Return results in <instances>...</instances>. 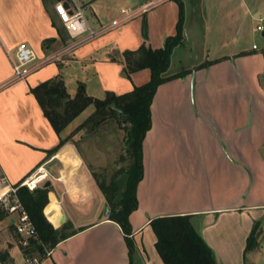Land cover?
I'll return each mask as SVG.
<instances>
[{
    "label": "crops",
    "instance_id": "1",
    "mask_svg": "<svg viewBox=\"0 0 264 264\" xmlns=\"http://www.w3.org/2000/svg\"><path fill=\"white\" fill-rule=\"evenodd\" d=\"M153 1L0 0V186L3 180L15 186L44 171L50 177L45 184L52 187L49 204L56 197L61 212L47 214L48 204L46 217L58 229L63 225L54 219L64 213L71 232H78L40 264H164L150 223L174 216L191 217L217 264H257L264 234V32L257 27L264 26V0H168L143 9ZM59 2L89 10L94 30L117 25L12 82L10 57L19 45L43 59L70 43L53 26V19L61 24L55 11ZM181 6L182 42L173 48L163 74L167 81L154 96L152 126L143 143L139 206L130 216L131 260L126 235L108 219L106 198L77 144L69 141L48 155L60 138L30 90L58 75L71 97L82 85L89 96L103 99L107 92L121 95L148 83L150 70L124 76L123 53L144 44L163 48L177 33ZM124 11L135 15L122 21ZM49 39L54 41L44 47ZM91 113L88 108L73 124L78 127ZM68 129L63 138L74 131ZM72 150L81 165L70 163ZM11 223L13 217L7 226ZM257 226V247L246 252ZM16 248L9 251L14 264Z\"/></svg>",
    "mask_w": 264,
    "mask_h": 264
},
{
    "label": "trees",
    "instance_id": "2",
    "mask_svg": "<svg viewBox=\"0 0 264 264\" xmlns=\"http://www.w3.org/2000/svg\"><path fill=\"white\" fill-rule=\"evenodd\" d=\"M53 26L61 40L68 42L69 36L64 25L53 19ZM183 26L184 11L181 6L177 33L166 41L163 48L151 49L144 44L135 51L128 50L123 53L125 77L131 79L134 73L142 70L151 72L150 81L135 87L131 92L121 95L107 92L103 99H99L89 96L82 85L77 94L71 97L61 75L44 81L30 90L60 138L58 146L48 151L49 156L55 155L78 132L96 131L113 119L125 129L128 167L120 171L123 175L121 180L114 177L110 185L103 182L98 186L110 209L108 219L117 223L126 235L131 260L135 248L130 238L133 234L130 216L139 206L137 191L144 175L143 143L152 126L151 105L159 86L167 81L163 74L169 67L173 48L182 42ZM53 41L54 39L45 40L44 47ZM91 107L92 113L69 136L63 138L62 134ZM93 176L96 177V174L93 173ZM19 184L15 186L18 187ZM51 191V185L45 187V184L39 185L33 191L27 187H20L17 191L20 202L38 233L36 239H30L27 247L21 248L25 258H35L38 255L42 260L46 258L48 251H52L59 243L78 233L68 232L69 223L57 229L46 217L44 210L50 202ZM7 216L6 210L0 205V223ZM150 224L157 238L156 249L164 264H217L213 251L193 226L190 216L159 217ZM10 227L16 230L14 224L11 223ZM84 229L86 228L80 231ZM257 235L258 226L249 238L246 252L257 247ZM0 262L14 264L8 251L0 255Z\"/></svg>",
    "mask_w": 264,
    "mask_h": 264
},
{
    "label": "built area",
    "instance_id": "3",
    "mask_svg": "<svg viewBox=\"0 0 264 264\" xmlns=\"http://www.w3.org/2000/svg\"><path fill=\"white\" fill-rule=\"evenodd\" d=\"M168 0H156L148 5L144 6L143 9H149L150 7L156 6L159 3ZM55 11L58 14L60 22L64 25L70 43L64 47L63 50L52 54L43 59H39L35 51L27 46L21 44L18 46L14 57H10L11 63L14 70L12 82L26 79L29 75L41 69L45 65L60 61L63 56L75 52L83 45L91 42L97 37L101 36L114 26L110 25L100 30H94L89 24L88 18L81 6L75 4L74 7L67 8L63 2H59L55 6ZM135 15L134 12L124 11V17L122 21L131 19ZM257 31L264 32V26L260 25L257 27ZM254 48H257L254 46ZM47 173L40 175H32L29 178L22 181L18 187L9 185L5 180L2 181L0 191L6 189L0 198V205L6 210L8 215H13L16 218L14 225L17 233L22 237L21 244L23 247L29 245L30 239H36L38 236L37 230L22 203L17 195V191L20 187H27L30 191L35 190L42 179H46ZM51 254V251L47 252V256ZM41 259L39 258H25V264H40Z\"/></svg>",
    "mask_w": 264,
    "mask_h": 264
},
{
    "label": "rangeland",
    "instance_id": "4",
    "mask_svg": "<svg viewBox=\"0 0 264 264\" xmlns=\"http://www.w3.org/2000/svg\"><path fill=\"white\" fill-rule=\"evenodd\" d=\"M116 2L126 3L128 0H116ZM85 14L87 18L91 17L89 10ZM260 35L261 33H259V37H262ZM261 39L264 40V38ZM91 109L93 111V107H91ZM81 118L79 120H81ZM76 128L77 126L73 124L71 128L68 129L67 133L75 130ZM78 135L80 136L78 137L77 142L74 139H72L71 142L77 144L78 150L83 156V165L85 168H88L96 185L98 186L99 183L103 182H105L107 185H110L114 177L117 178V180H121L123 175H121L120 171L122 169H127L128 167V161L126 160L127 134L125 129L121 128L119 123L113 119L110 122L108 121L104 123L96 131H81L78 132ZM79 164L81 165V161ZM93 173L96 174V177L93 176ZM42 174H45V172L43 171L41 173H36V176L39 177ZM53 174L57 175V171H55ZM46 179H50V177ZM46 179H42L40 181V185H44ZM53 199L54 200L52 201H57L56 197H53ZM11 217H13L16 221L15 216L8 215L7 218L3 220V223H0V255L6 251L9 252L13 246H17V248L13 251V255L16 258V262L18 264H24L25 256L21 250L23 247L21 244L22 237L14 228L10 227V225L7 226ZM67 223H69L70 226L68 228V232H71L72 224L69 221ZM259 243L261 246V252H259L260 254L257 255L256 261L257 264H264V234ZM35 257L39 258L38 255Z\"/></svg>",
    "mask_w": 264,
    "mask_h": 264
},
{
    "label": "bare ground",
    "instance_id": "5",
    "mask_svg": "<svg viewBox=\"0 0 264 264\" xmlns=\"http://www.w3.org/2000/svg\"><path fill=\"white\" fill-rule=\"evenodd\" d=\"M70 155H71V156H70V159H69L70 163H72L73 165H76V166L80 165V164H79V162H80V158H78V157L76 156V154L73 152V150H72V152H71ZM0 193H1V191H0ZM59 211H60V210H59V204H58L57 201H53L52 203H50V204L48 205L47 209H46V212H47V214H49V215H51V214L54 213V212L61 213V212H59ZM59 217H60V216L56 214V217H55V219H54V223H55V224H59Z\"/></svg>",
    "mask_w": 264,
    "mask_h": 264
},
{
    "label": "water",
    "instance_id": "6",
    "mask_svg": "<svg viewBox=\"0 0 264 264\" xmlns=\"http://www.w3.org/2000/svg\"><path fill=\"white\" fill-rule=\"evenodd\" d=\"M49 185H50V182H47L45 184V187H48ZM66 221H67V216L63 213V215L59 217V226L64 225ZM260 236H261V233L258 235L257 238H259Z\"/></svg>",
    "mask_w": 264,
    "mask_h": 264
}]
</instances>
